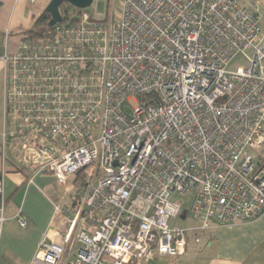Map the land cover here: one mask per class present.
I'll use <instances>...</instances> for the list:
<instances>
[{"label": "built area", "instance_id": "1", "mask_svg": "<svg viewBox=\"0 0 264 264\" xmlns=\"http://www.w3.org/2000/svg\"><path fill=\"white\" fill-rule=\"evenodd\" d=\"M237 55L246 65L229 71ZM0 61V220L8 155L61 186L93 170L79 181L76 210L56 208L66 219L60 241L43 238L31 264L178 258L190 235L198 243L212 225L264 214L257 4L123 0L115 19L80 10ZM188 217L195 226L170 225Z\"/></svg>", "mask_w": 264, "mask_h": 264}, {"label": "crops", "instance_id": "2", "mask_svg": "<svg viewBox=\"0 0 264 264\" xmlns=\"http://www.w3.org/2000/svg\"><path fill=\"white\" fill-rule=\"evenodd\" d=\"M249 10L257 4L260 30L264 35V0H238ZM50 0H0V56L14 52L34 19ZM75 9V8H74ZM43 10V11H42ZM3 64L0 61V172L3 133ZM264 157V148L259 151ZM2 178L5 207L0 220V264H31L43 238L59 242L66 227L64 215L56 208L74 210L64 205L72 185L61 186L48 173L19 168L10 156L4 164ZM77 194V192H76ZM26 220L20 227L17 217ZM188 242L184 255L178 258H156L137 264H264V214L255 220L230 225H212L196 243ZM188 238V239H189ZM108 264H111L108 262Z\"/></svg>", "mask_w": 264, "mask_h": 264}, {"label": "rangeland", "instance_id": "3", "mask_svg": "<svg viewBox=\"0 0 264 264\" xmlns=\"http://www.w3.org/2000/svg\"><path fill=\"white\" fill-rule=\"evenodd\" d=\"M123 0H93V6H92V10L96 11V13L98 14H106L108 15V18H110V16L113 14L114 19L117 15L120 14V10H121V4H122ZM63 8L65 5L68 4H62ZM47 7V5L43 6V10H45ZM63 8H61V11L63 10ZM90 8V7H89ZM87 8V11L91 12V9ZM42 10V11H43ZM246 56H250L251 52L247 51L245 53ZM246 65V59L243 55H237L228 65L227 69L229 71H235L238 68H242ZM133 106V104H132ZM89 172V173H88ZM93 172L92 169L88 168L87 170L81 172L78 175V180L76 181L75 185H73L70 189V196H67L65 199V203L64 205L69 206L70 209L72 210H76L77 206H78V197L76 195L77 190L81 192V189L79 187V181L85 179L87 176L91 175ZM173 199H177V197L174 195ZM177 200H181V199H177ZM182 202H184V209L188 208L190 203H191V199H186V200H181ZM171 226H178V227H183V228H187V227H192L195 226L196 223L191 221L190 217H188L186 219V221H181L179 218L176 220H172L170 222ZM191 236V235H190ZM188 242H193L192 238L188 239Z\"/></svg>", "mask_w": 264, "mask_h": 264}, {"label": "trees", "instance_id": "4", "mask_svg": "<svg viewBox=\"0 0 264 264\" xmlns=\"http://www.w3.org/2000/svg\"><path fill=\"white\" fill-rule=\"evenodd\" d=\"M63 5L59 7V11L62 17V23H71L78 20L80 10L74 9L69 5ZM50 20V15L47 12H43L39 17L34 19L32 28L26 33V38L42 37L47 35L51 28H48L47 24Z\"/></svg>", "mask_w": 264, "mask_h": 264}, {"label": "water", "instance_id": "5", "mask_svg": "<svg viewBox=\"0 0 264 264\" xmlns=\"http://www.w3.org/2000/svg\"><path fill=\"white\" fill-rule=\"evenodd\" d=\"M65 3L75 9L84 10L91 6L93 0H50L45 9V12L50 15V20L47 24L48 28H52L54 25L62 22L59 7ZM181 218H184V214L181 216Z\"/></svg>", "mask_w": 264, "mask_h": 264}]
</instances>
